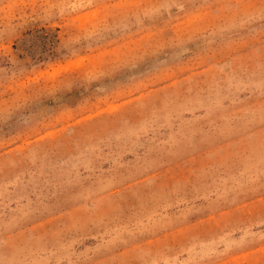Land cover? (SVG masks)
<instances>
[{"label": "rangeland", "instance_id": "1", "mask_svg": "<svg viewBox=\"0 0 264 264\" xmlns=\"http://www.w3.org/2000/svg\"><path fill=\"white\" fill-rule=\"evenodd\" d=\"M0 264H264V0H0Z\"/></svg>", "mask_w": 264, "mask_h": 264}]
</instances>
